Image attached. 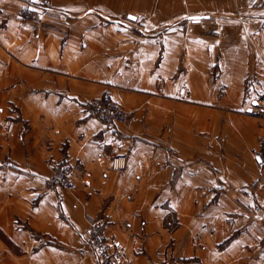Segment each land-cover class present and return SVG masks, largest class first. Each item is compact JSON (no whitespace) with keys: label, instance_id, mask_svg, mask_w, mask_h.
Masks as SVG:
<instances>
[{"label":"crops","instance_id":"obj_1","mask_svg":"<svg viewBox=\"0 0 264 264\" xmlns=\"http://www.w3.org/2000/svg\"><path fill=\"white\" fill-rule=\"evenodd\" d=\"M34 3L0 0V264H97L94 221L116 264H264V167L253 159L264 117L236 88L214 110L177 102V85L158 95V74L181 53L210 67L207 23L221 38L226 21L243 22L260 67L264 0ZM106 91L127 123L91 116ZM119 156L125 167L112 170ZM55 163L73 167L76 190L52 182Z\"/></svg>","mask_w":264,"mask_h":264},{"label":"rangeland","instance_id":"obj_2","mask_svg":"<svg viewBox=\"0 0 264 264\" xmlns=\"http://www.w3.org/2000/svg\"><path fill=\"white\" fill-rule=\"evenodd\" d=\"M34 1L35 6L38 8V2L36 0ZM26 2H29V0ZM23 16H27V13ZM237 22L238 23L235 24L234 21H226V24L221 25V31L225 29L226 32V34L222 35L221 38L219 37V32H215V26L213 23H207V29H205L208 37L212 41H218L217 45L215 46L216 50L210 53V67L207 68L198 65L195 62L197 61L196 59L192 61L193 63H191L193 66L188 63L186 65V63L183 61L186 53H181L179 56L180 62L173 66V68L170 67L168 74H158V95H165V85H171L169 87V95H171V93H173L171 87L177 85L179 96L177 98L173 97L174 99H177V102L190 103L191 105L193 104L195 108L208 107L214 110L220 108V106H223L222 103L224 104L225 101L223 97H228L231 89L235 91L236 88L237 96L241 97L242 95L243 103H246V106L249 108L248 110L251 113H256L260 117H264V112L256 110L252 105L254 101L264 96V85L257 81V78L259 77L264 78V63H262L264 62V56H262V54L261 56L259 55L261 59L258 65H260V67L257 68V53L251 51L249 44L250 37L240 34L239 32L244 31V34H246L245 32L246 30L249 31V27H246L241 21ZM238 35H240V37ZM224 43L227 46V51H220L219 48L222 47ZM245 43L247 44L246 46ZM240 44H242V46H240ZM234 45H237L235 47L236 50H233ZM160 54L161 55L158 56V68L162 57V53ZM224 54L226 55L225 59L235 60L240 63V66H224L221 62L224 58ZM241 78L242 80L240 81L239 79ZM192 88L195 89V94L203 91L208 92L211 96L210 102H201L202 100H200L199 97L192 94ZM228 105L229 104H227V106ZM171 118V116L168 117L163 123L166 125V127L171 126ZM167 131V136L170 137V132L169 130ZM195 135H197V132H195ZM168 139L170 140V138ZM261 242L262 243L260 246L262 249H264V237H262Z\"/></svg>","mask_w":264,"mask_h":264},{"label":"built area","instance_id":"obj_3","mask_svg":"<svg viewBox=\"0 0 264 264\" xmlns=\"http://www.w3.org/2000/svg\"><path fill=\"white\" fill-rule=\"evenodd\" d=\"M28 1V0H26ZM34 0H29L32 2ZM38 8L48 10L49 0H36ZM26 15V12H23ZM253 103H255L253 105ZM252 105L260 112H264V96L254 101ZM91 116L95 117L107 126L117 124H125L127 122V114L123 107L114 101L109 92H104L100 97L89 101ZM12 123H9L5 129V135L8 136L12 130ZM253 159L258 167H264V155L260 152L253 154ZM125 167V157L119 156L112 160V170H123ZM52 182L62 189L76 190L77 185L72 181L73 167L69 163H55L52 165ZM88 243L92 248L97 264H116V251L112 244L104 237L102 226L94 221L89 225L87 230Z\"/></svg>","mask_w":264,"mask_h":264},{"label":"water","instance_id":"obj_4","mask_svg":"<svg viewBox=\"0 0 264 264\" xmlns=\"http://www.w3.org/2000/svg\"><path fill=\"white\" fill-rule=\"evenodd\" d=\"M255 103H253V105H254Z\"/></svg>","mask_w":264,"mask_h":264}]
</instances>
